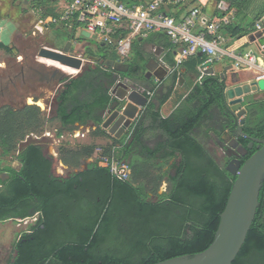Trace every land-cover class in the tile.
Listing matches in <instances>:
<instances>
[{"label": "trees", "instance_id": "obj_1", "mask_svg": "<svg viewBox=\"0 0 264 264\" xmlns=\"http://www.w3.org/2000/svg\"><path fill=\"white\" fill-rule=\"evenodd\" d=\"M30 2L37 10L44 7L39 20L53 24L48 21L55 15L53 0ZM251 2L216 0L213 20L234 10L233 21L222 28V34L231 36L234 43L254 31L252 24L249 29L242 27L243 11ZM183 11L181 8L175 15ZM54 25L67 30L72 38L79 23L73 20ZM143 40L164 49V61L171 67L175 65L173 47L165 33H153ZM232 44L227 47L235 48ZM98 50L101 60H117L113 45ZM131 50L126 60L129 70L121 74L143 82L145 53L138 38L132 42ZM87 54L93 55L90 50ZM205 60L204 55L197 54L186 63L195 69ZM113 73L102 61L90 63L76 76L60 81L62 88L52 117L59 125L56 136L88 123L96 127L94 133L105 135L100 123L103 111L112 103L109 87L114 83ZM171 80L165 92H155L160 104L172 91L176 69ZM155 86L151 85V91ZM224 87L218 75H203L186 101L166 118L161 117L154 103L148 104L124 135H108L111 143L100 147V156L85 167L82 162L93 154L95 146L61 148L59 159L71 170L66 176L53 173V159L40 144L23 142L30 134L43 133L47 119L40 108H1L3 155L17 151L19 143L23 145L16 157L20 170L3 169L10 178L0 189V222L34 218L14 243L6 264H153L205 250L214 238L235 180L225 164L216 161L206 143L214 140L211 133L218 136L220 131H232L239 121L225 102ZM246 98L242 131L264 138V99ZM213 108L217 111L211 112ZM148 134L155 137L153 147L146 144ZM238 141L247 150L241 158L243 163L256 147L253 144L248 149L249 141L244 135ZM101 157L126 162L129 178L119 179L108 166L99 165ZM163 183L166 188L160 192ZM258 203L245 241L231 264H264V182Z\"/></svg>", "mask_w": 264, "mask_h": 264}, {"label": "water", "instance_id": "obj_2", "mask_svg": "<svg viewBox=\"0 0 264 264\" xmlns=\"http://www.w3.org/2000/svg\"><path fill=\"white\" fill-rule=\"evenodd\" d=\"M199 1L202 5L207 2V0ZM261 25V29L253 31L248 37L249 41L254 43L256 48L264 55V22ZM81 36L85 39L94 38V35L90 36L86 31H81ZM84 54L86 52L79 55L77 52L72 51L71 41H66L63 46H43L38 50V56L58 63L62 67L77 70L75 75L82 72L86 65ZM86 60L93 63L104 61V64L117 74L125 73L129 69L128 63L114 59L101 60L98 56L87 55ZM209 64L210 62H206L204 65ZM144 66L146 79L151 77L150 75H152L155 66L162 67L164 71L167 70L162 62H155L153 58L146 61ZM64 73L62 75L66 76ZM220 78L225 82V102L237 118H242L246 113L243 105L245 98L249 94L264 91L263 78L243 83H240L239 78L232 77L228 79L223 75H220ZM130 79V77L121 79L119 75L114 77V83L109 87L112 103L103 111L101 116L100 127L115 138H120L127 132L148 104L154 103L156 108L160 104L157 99L148 96L147 92L151 89H147L146 86L130 84ZM228 83L232 85L230 86ZM243 123L244 119L242 118L239 120L237 133L248 138V149H251L255 144L256 150L243 163L240 159L234 158L225 166L226 170L235 176V180L225 207L219 215V224L211 244L205 250L193 255H180L153 264H231L238 254L255 218L259 205V191L264 182V138L251 137L245 134L241 128ZM211 135L215 141H221L214 133H211ZM225 139L226 142L230 141L228 147H236L238 154L246 155V148L241 145L237 146L238 143L234 138L231 139V136L227 135ZM5 175L7 174L5 173ZM0 177H3L2 173H0Z\"/></svg>", "mask_w": 264, "mask_h": 264}, {"label": "built area", "instance_id": "obj_3", "mask_svg": "<svg viewBox=\"0 0 264 264\" xmlns=\"http://www.w3.org/2000/svg\"><path fill=\"white\" fill-rule=\"evenodd\" d=\"M182 7L186 9L176 16ZM202 7L199 0H139L135 4H126L120 0H53L55 15L49 17L48 21L59 24L75 20L79 23L75 33L80 35L81 31H86L102 43L113 45L116 54L123 58L117 60L122 62L129 58L132 42L136 38L162 32L167 35L173 47L177 64L199 54L206 57L203 64L226 58L230 59L236 69L256 67L257 59L253 53L228 48L225 44L222 28L233 21L234 13L230 11L216 20L204 23L200 21L203 18ZM170 9L172 14L169 13ZM262 22L264 20L257 22L256 29H261ZM203 67L202 76L213 74L206 71V66ZM74 71L77 73V70ZM260 78L264 79L261 72L255 80ZM153 93L147 92L149 97ZM99 165L108 166L119 179L129 178L130 168L124 161H109L107 157H101Z\"/></svg>", "mask_w": 264, "mask_h": 264}, {"label": "rangeland", "instance_id": "obj_4", "mask_svg": "<svg viewBox=\"0 0 264 264\" xmlns=\"http://www.w3.org/2000/svg\"><path fill=\"white\" fill-rule=\"evenodd\" d=\"M261 6H263L262 2L260 4V7ZM43 9V6L38 10L34 8L30 0H0V28H2L0 41L7 44L5 45L6 49L3 44H0V89L7 87L4 89L3 93L0 92V109L3 107H11L14 109L19 108L25 103V98L27 96L30 97V100L31 96L35 97L34 100L39 99L38 102L40 104L36 105H39V108L44 113L45 119H47V122H44V131L41 134H30L26 136L23 142L40 144L43 147L45 154L49 155V152H52L53 150L57 152L59 145H67L69 143H72V145L75 144V142H71L74 139L71 136V133H66L59 140H56L55 142L53 141L55 137L52 135L59 128L57 121L52 120L54 114L53 110L56 105L55 99L61 89L59 81H51L46 84L44 81L38 80L32 86H30L29 83L20 82H16L13 86L7 84L8 78L12 77L15 73H18L21 69L20 67L25 69L28 65H32L39 69H43V66L46 71L53 70L52 67L47 65L49 63L42 61L44 58H41L40 61L47 64L38 61V50L43 46H63L70 38L67 30H63L54 24L50 25V30L47 32L50 41L47 40L48 36L36 30L35 27L40 24L39 13H41ZM72 40L76 41L85 39H82V36L74 33ZM85 41L91 43L95 49L104 48L106 45L98 38H89ZM232 43L234 46L238 45L235 44L236 42L234 43V41ZM116 56L118 60L123 59L117 54ZM88 64H90L89 61L86 62V65ZM62 70L59 71L63 74L64 72ZM219 70L221 71V69ZM65 72L68 74L72 73L70 71ZM194 72V77L197 78L200 71L197 69L194 70ZM74 76L76 75H66L63 79L67 77L72 78ZM246 99L253 101L262 100L264 99V91L249 94ZM30 100L26 103L31 104ZM94 138L99 139L100 141L102 137L101 135H96ZM109 141L111 142V140ZM22 145L23 143H19L17 151L5 155L6 157H4L0 148V170L7 167L10 168L11 166L19 167V161L16 157L19 148ZM100 145L101 144H98V146ZM208 147L215 156L218 153L217 158L220 159L219 150L212 146L211 143L208 144ZM100 152L101 149H96L94 152L96 156H93V159H95L94 157L97 158ZM49 156L52 155L50 154ZM52 157L54 159L53 166L55 168L58 161L55 160L56 157ZM66 174L67 173L65 172L63 175L66 176ZM165 188L166 183H163L159 191L162 192ZM33 220L34 218L25 219L23 221L0 222V264H6V260L13 250L14 243L17 241L20 234L27 230Z\"/></svg>", "mask_w": 264, "mask_h": 264}, {"label": "crops", "instance_id": "obj_5", "mask_svg": "<svg viewBox=\"0 0 264 264\" xmlns=\"http://www.w3.org/2000/svg\"><path fill=\"white\" fill-rule=\"evenodd\" d=\"M261 2L263 4V6L260 7ZM263 2H264V0H252V2L248 5L246 10L243 11L245 16H244L243 21H242V27H246L249 29L250 24H252L254 26V31L257 30L256 29L257 22L264 20V3ZM202 6H203L202 7L203 18L200 19V21L206 23L208 20L212 19L213 11L216 8V0H207L206 4L202 5ZM182 8L184 10L186 9L185 7H182ZM225 10L226 9H223L222 12L223 11L225 12ZM230 11H232L234 13V10H229L228 12H230ZM183 12H181V13H183ZM39 23L40 24H38L35 27L36 30L40 31L43 34H45L46 36H48L47 32L50 30V26L43 23L42 20H40ZM252 32H250V34ZM1 34H2V28H0V37H1ZM80 35H81V33H80ZM248 36H246V37L240 39L238 42H236L235 44H238L236 46H234L232 44L234 39L231 36H229V35L224 36L226 38V42H227L226 45L227 46L232 44L235 47L234 49L238 48V50H240L241 52H251L254 54V56L257 59V66L256 67L245 66V67L240 68V69L234 68V66H232V62L230 61V59H226V58L220 59L218 61H213L209 65L202 64L200 66H196L195 69L191 68L190 65H187L186 61L182 62L181 64H177L174 61L175 65L171 67L164 61V56L166 54V51L164 49L159 47L157 44L143 40L144 38H138V40L141 39V40H139L141 42V50L145 53L144 65H145L147 59L153 58L155 60V62H162L167 67V70L164 71L162 67H160V66L156 67L155 66L153 68L152 75H150L151 77L149 79L145 78V80H144L145 83H141V81H139L140 85H137V86H146L147 89L148 88L150 89L151 85H153V84H154V86L156 85L154 88L155 90L153 91L154 93L152 94L151 98L158 100V97H156L155 92L156 91L157 92L158 91L159 92H162V91L165 92L166 91V89L172 84L171 83L172 82L171 75H172L173 70L176 69V81H175V84L172 88V91L170 92L169 97L167 98V100H165V102H163L162 104H159L158 108H156L155 104H154V108L156 110L159 109L161 117L166 118V117L170 116L172 114V112L178 106L181 105L182 102L186 101V99L188 98V96L192 92L193 88L195 87L196 83H198L200 81V77H202V74L204 73L203 72V70H204L203 65L208 68L206 70L207 72H210V73L212 72L213 73L212 75H218L220 81H222L220 78V75H223L226 78H232V77L233 78H239L240 83L254 80L255 77L257 75H259L260 72L264 74V55L256 48L254 43H251L249 41ZM47 40L50 41L49 36L47 37ZM85 40H87V39H85ZM85 40H76L75 41V40H72V38H69L67 41H71L72 51L77 52L79 55L86 52V54H84V58H85L84 61L88 62L89 60H86V57L88 55L87 50H90L94 56H97V53L99 50L93 48V45L89 42H86ZM0 44H3V46L7 45L2 41H0ZM152 45H154L155 47H153ZM237 46H240V47H237ZM159 48H160V50H159ZM131 53H132V50H131ZM37 58H38L39 62L43 63L42 61H40V59L42 57L38 56V53H37ZM173 60H174V54H173ZM89 63H93V62L89 61ZM43 64H47V63H43ZM47 65L49 67H52V68L60 69L59 67H56L55 65H49V64H47ZM197 69L200 71V73H199L198 77L195 78L194 77V74H195L194 70H197ZM219 69H221V71ZM62 71L65 72L64 70H62ZM145 72H146V70H145V66H144L143 73H145ZM69 74H71V73H69ZM72 74H74V73H72ZM228 85L231 86L232 84L228 83ZM157 96H158V94H157ZM34 99H35L34 96H31V100H30V97L27 96L25 98V103L23 105L40 104L38 102L39 99H37V100H34ZM28 100H30L31 104L26 103V102H28ZM38 107H39V105H38ZM216 111H217L216 108H213L211 110V112H216ZM206 121H207V119H206ZM95 130H96V127L91 123H88L87 125H78V127L76 129H74L72 132H66V133H71V136L74 138L73 141H71V142H75V144H73V145H72V143L71 144L69 143L67 145L62 144V145H59V147L57 148V152H55L54 150L52 152L48 151L52 156H54V158L56 157L55 160L58 161L57 166L55 168H54V166L52 167L53 173L55 175L64 176L63 174L65 172L68 174L71 171L59 159V151L61 148H72V149H74V148H78L79 146L93 145V146H95V150H96V149H100V147L106 146V145L111 143L109 141V140H111V138L108 136L111 134H109L106 130H103L102 128H101V130L105 133L106 136L94 133ZM66 133H64L63 135H65ZM63 135L56 136V134L54 133L52 135L53 137H55V139L53 141L55 142L56 140H59L60 138L63 137ZM96 135H101L102 138L100 141H99V139L94 138ZM112 137H114V136H112ZM213 139H214V137H213ZM206 143H207V145L209 144V142H206ZM98 144H101V145L98 146ZM146 144L150 147H153L155 145L154 135H152V136L149 134L147 135ZM95 150H94V152H95ZM94 152L89 158L83 160L82 167H85L86 163L94 160L93 156H96ZM99 156H100V153H99L98 157ZM94 158L96 159V157H94ZM52 159H53V157H52ZM53 162H54V159H53ZM8 221H11V220H8ZM18 221H23V220H18Z\"/></svg>", "mask_w": 264, "mask_h": 264}, {"label": "flooded vegetation", "instance_id": "obj_6", "mask_svg": "<svg viewBox=\"0 0 264 264\" xmlns=\"http://www.w3.org/2000/svg\"><path fill=\"white\" fill-rule=\"evenodd\" d=\"M99 53V52H98ZM153 56V55H152ZM156 57V56H155ZM150 59V58H149ZM147 59V61L149 60ZM21 69L19 70L18 73H15L12 77H9L8 78V82L7 84L8 85H15L16 82H20V83H29L30 86H32L36 81L40 80V81H44L46 84L48 82H51V81H59L60 83V87L62 88V83L63 82H60L62 81L63 79V75L62 73L59 71L60 69L58 68H53V70L51 71H46V69H44V67L42 66L43 69H39V68H35L34 66L32 65H28L25 69L23 67H20ZM129 70V69H128ZM61 74H60V73ZM140 72V71H139ZM141 73V72H140ZM138 73V74H140ZM119 75L120 78L122 79L123 77H128V76H122L121 73H113V78L115 76ZM144 75V73H143ZM63 76V77H62ZM131 79L129 80V83L130 84H133V85H140V80H138L136 77L132 76L130 77ZM141 83H145L144 81L141 82ZM54 86V85H53ZM7 88V87H5ZM4 87L0 89V92L3 93ZM110 94V92H109ZM112 97V96H111ZM227 104V103H226ZM228 106V105H227ZM229 108V107H228ZM246 109V107H245ZM246 113H247V109H246ZM246 113L244 114V116L246 115ZM244 116L242 117L244 119ZM237 118V117H236ZM242 118H237L238 120L242 119ZM238 123L239 121L236 123V127L234 130L230 131V130H226V131H220L219 134H218V138L221 139L220 142H217L212 139H208V142L211 143L212 146L216 147L218 150H219V156H220V159L217 158V154L216 156L214 155L216 161L218 163H223L225 164V166L228 164V162L231 160V159H234V158H238L241 160V158H243L245 155H240L236 152V147H228L229 145V142H226V137L227 135H230L231 136V139L234 138L236 141H237V146L241 145L238 141V138L242 135L240 133H237V126H238ZM217 128L221 129V126L216 123L215 125ZM246 137V136H245ZM247 138V137H246ZM248 139V138H247ZM249 141V140H248ZM243 146V145H241ZM244 147V146H243ZM245 148V147H244ZM210 150V149H209ZM212 152V151H210ZM213 153V152H212ZM4 157H6L4 155ZM220 160V161H219ZM20 164V163H19ZM20 166L17 167V166H11L10 168L12 169H15L16 171H19L20 170ZM4 169V168H3ZM3 169L0 170V173L3 174V177H0V189L3 187V184L9 180L10 178V174L9 172L7 171H3ZM5 173L7 175H5Z\"/></svg>", "mask_w": 264, "mask_h": 264}, {"label": "bare ground", "instance_id": "obj_7", "mask_svg": "<svg viewBox=\"0 0 264 264\" xmlns=\"http://www.w3.org/2000/svg\"><path fill=\"white\" fill-rule=\"evenodd\" d=\"M42 61H43V62H47V63L52 64V65H55V66H57V67H59V68H62V69H64L65 71H70V72H72V73H76V71H74V70H72V69H68V68L62 67V66H60L58 63L52 62V61L49 60V59H45V58H44V60H42Z\"/></svg>", "mask_w": 264, "mask_h": 264}]
</instances>
